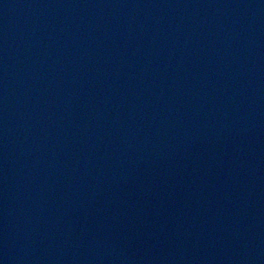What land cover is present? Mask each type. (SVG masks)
<instances>
[{
    "label": "water",
    "instance_id": "95a60500",
    "mask_svg": "<svg viewBox=\"0 0 264 264\" xmlns=\"http://www.w3.org/2000/svg\"><path fill=\"white\" fill-rule=\"evenodd\" d=\"M0 264H264V0H0Z\"/></svg>",
    "mask_w": 264,
    "mask_h": 264
}]
</instances>
